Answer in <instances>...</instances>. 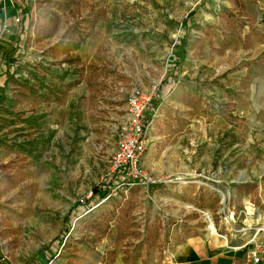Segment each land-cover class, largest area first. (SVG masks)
Returning a JSON list of instances; mask_svg holds the SVG:
<instances>
[{
  "label": "rangeland",
  "instance_id": "374dc122",
  "mask_svg": "<svg viewBox=\"0 0 264 264\" xmlns=\"http://www.w3.org/2000/svg\"><path fill=\"white\" fill-rule=\"evenodd\" d=\"M22 4L39 41L19 32ZM7 69L36 82L64 69L81 82L62 102H19ZM134 86L157 104L142 175L122 176L88 207L113 172ZM2 91L0 264L150 263L156 235L176 222L158 212L208 214L229 231L215 188L225 214L244 207L240 219L264 223V0H0Z\"/></svg>",
  "mask_w": 264,
  "mask_h": 264
},
{
  "label": "built area",
  "instance_id": "2783aa9c",
  "mask_svg": "<svg viewBox=\"0 0 264 264\" xmlns=\"http://www.w3.org/2000/svg\"><path fill=\"white\" fill-rule=\"evenodd\" d=\"M153 91L134 86L126 97L127 117L119 128L116 148L111 157L113 172L118 168L124 167L125 176L137 177L142 175L139 169V161L145 150L144 136L146 126L143 125V118L150 105ZM1 177L0 173V181ZM146 181L164 182L161 177H157L155 180L148 178ZM215 192L221 196L219 203L220 207H222V212L218 213L223 214L222 225H226L230 234L241 241L239 245L233 246V248H244L242 258L234 264H264V223H257L255 222L256 220L240 219V213L246 209L244 207L240 208L237 215H235L234 211L233 213L229 211L225 214L223 209L225 208V203H227L226 195L220 188H215ZM242 202L250 208L247 211L249 215H253L259 210L258 206L247 200H242ZM206 216L209 221V227L215 228L208 214ZM220 235L226 237L223 233H220Z\"/></svg>",
  "mask_w": 264,
  "mask_h": 264
},
{
  "label": "crops",
  "instance_id": "0c3cea01",
  "mask_svg": "<svg viewBox=\"0 0 264 264\" xmlns=\"http://www.w3.org/2000/svg\"><path fill=\"white\" fill-rule=\"evenodd\" d=\"M170 199L172 198L166 196L162 201L168 202ZM157 216L158 220H163V217L168 220L170 217L175 218L176 222L169 224L167 228L163 227L162 233L156 235L159 245H154L156 254L150 263L138 260L133 264H234L242 258L244 248H233L241 241L229 231L219 230L215 225V228L209 227V221L199 218L194 220L187 215L184 219V215L176 213L158 212ZM220 233L226 237H222ZM163 254L168 255L169 261L164 262ZM112 264L125 263L117 259Z\"/></svg>",
  "mask_w": 264,
  "mask_h": 264
},
{
  "label": "trees",
  "instance_id": "16d2710c",
  "mask_svg": "<svg viewBox=\"0 0 264 264\" xmlns=\"http://www.w3.org/2000/svg\"><path fill=\"white\" fill-rule=\"evenodd\" d=\"M62 1V0H61ZM46 3H51V0H45ZM63 6H65L64 4H62ZM20 8V7H19ZM29 10V6L22 4L21 8L19 9V13L21 16V22L19 25H21V29H20V34H24L25 36V40L26 41H31V40H37L39 41L41 39V37L39 38V36H35L33 37V34H31V31H28L25 29V25H24V21H25V16L27 11ZM56 15V14H55ZM57 24V20L55 19L53 26L55 27ZM25 29V30H24ZM79 29V30H77ZM80 27L74 28L73 32L74 34H77L78 36V40H75V42L69 38L67 40V44H72L73 47L75 46L77 49V47L84 42L85 36L82 34V31L80 30ZM24 30V31H22ZM53 30V28L51 29ZM52 31L47 32L46 36H51ZM19 34V37L21 38V35ZM19 41V40H18ZM53 50V48H52ZM55 56V54H54ZM54 59L57 60V58L55 57ZM58 62L61 64L63 63L62 59H59ZM68 63H73L72 61H68ZM9 69L6 70L5 75V82H4V86L7 87V84L10 83L12 85V87H14V91L15 94L17 96V100L19 102H22L24 100H38L40 103H50V102H62L63 99V95L69 91L73 86L78 85L81 80L80 79H75V78H71L69 81H66L67 78H69L67 71H65L64 69L61 71L60 74L55 75V79L52 81L50 79L46 78L47 73L45 72H40V74L42 76L45 77V80H41L39 82L36 81H31L28 77H22V78H15L14 74L9 73L8 71ZM46 74V75H45ZM72 75V73H71ZM39 76H37L38 78ZM71 77V76H70ZM163 82H165V80H163ZM4 97L3 95V91L0 93V101L2 100V98ZM156 104V103H155ZM157 104H150L149 108L147 110V115L144 116L143 118V125L146 126L150 121H151V117L154 113V111L156 110ZM3 169L7 168V165H1L0 166ZM30 173V172H28ZM30 176V175H29ZM122 176L124 175V167L118 168L116 169L114 172H112L111 174H109L108 179L105 180L100 187H92L91 189V195L90 198H87V200L85 201L88 207H92L95 205V200H101L104 197H106V195L110 192V190L115 186L116 182L119 181L121 179ZM10 177V176H8ZM31 185V183L29 184ZM89 199V200H88ZM90 201V202H89ZM80 203L82 202H77V206L80 205ZM90 205V206H89ZM73 245H69L71 246V248L73 249Z\"/></svg>",
  "mask_w": 264,
  "mask_h": 264
}]
</instances>
